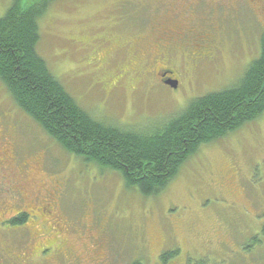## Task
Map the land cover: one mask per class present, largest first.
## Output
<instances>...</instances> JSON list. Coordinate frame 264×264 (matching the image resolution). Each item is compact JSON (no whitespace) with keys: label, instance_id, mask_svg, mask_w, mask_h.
<instances>
[{"label":"rangeland","instance_id":"374dc122","mask_svg":"<svg viewBox=\"0 0 264 264\" xmlns=\"http://www.w3.org/2000/svg\"><path fill=\"white\" fill-rule=\"evenodd\" d=\"M187 2L56 0L39 20L37 51L66 92L93 118L153 130L179 116L192 100L236 85L259 57L264 40L259 5L251 18H205L189 11ZM191 2L203 10L210 0ZM11 4L12 0H0V18ZM114 17L125 23L112 31L114 42L106 46L100 36ZM137 23L143 48L150 54L154 41L168 30L180 36L196 31L216 50L197 58L192 50H182L187 45L179 47L168 64L179 86L165 87L144 74L153 69L149 61L131 67L123 60V51L116 53L122 29ZM0 152L13 159L14 171L18 164H26L24 180L31 181L30 191L56 192V210L61 209L65 220L81 222L80 235L70 239L75 251L82 250L86 228L96 222L105 227L106 250L116 264L137 258L153 264L160 247L171 251L172 241L181 242L183 250L208 256L203 264L221 258L231 259L229 264H264V113L199 147L163 191L144 196L137 188L126 187L119 173L66 153L18 110L0 82ZM2 167L12 168L11 160ZM32 227L41 232L40 225ZM117 252L123 256L120 262Z\"/></svg>","mask_w":264,"mask_h":264},{"label":"trees","instance_id":"16d2710c","mask_svg":"<svg viewBox=\"0 0 264 264\" xmlns=\"http://www.w3.org/2000/svg\"><path fill=\"white\" fill-rule=\"evenodd\" d=\"M56 0H12L0 18V82L18 110L66 153L117 172L144 196L163 191L186 160L264 113V40L239 82L188 103L150 130L101 122L68 94L37 51L39 20Z\"/></svg>","mask_w":264,"mask_h":264},{"label":"flooded vegetation","instance_id":"af4514ba","mask_svg":"<svg viewBox=\"0 0 264 264\" xmlns=\"http://www.w3.org/2000/svg\"><path fill=\"white\" fill-rule=\"evenodd\" d=\"M186 1L189 11L205 18L216 16L251 18L258 5L259 11L264 16V0H210L209 5L205 4L203 10H198L191 0ZM200 1L205 2V0H196V3L199 5ZM114 18H109L110 27L100 36L106 46L114 42L112 31L117 27H123L125 23L121 22L122 17ZM161 27L167 25L163 24ZM122 30L125 32L117 38L116 53L118 54L119 50L123 51V60L131 67L142 66L144 62L149 61L147 65L152 66L153 69L144 74L154 77L158 84L171 89L178 88L179 80L168 64L179 47L187 45L182 50H192L197 58L212 55L216 50L207 37L199 36L196 31L180 36L178 32L168 30L163 31L154 41L155 49L150 54L143 48L144 37L141 35L142 28L138 23L136 26L129 25ZM192 37L195 38L192 40ZM152 57L155 59H151ZM173 81L177 82L176 88H172L169 84ZM10 160L12 168L2 167L5 164L9 165ZM25 168L26 164L20 166L18 164V168L14 171L13 159L6 155V152H0V264H116L106 250L105 227L96 222L92 223L93 226L88 230L86 228L87 233L83 240L85 242L87 239V241L82 250H73L70 239L73 234H79L81 222L65 220L61 209L56 210L55 201L59 196L56 192L40 195L30 191L33 188L30 185L31 181L24 180L28 173L25 172L27 170ZM34 225H40L41 232L34 230L32 227ZM17 232L18 235H13ZM11 237L14 241H9ZM172 243L171 251H164L163 247H160L153 264H203L206 262L205 258H209L183 250L181 242L172 241ZM117 253L120 262L123 256L122 253ZM192 254H196L197 257ZM230 260L221 258L219 261H209L208 264H222L224 261L229 264ZM128 264L144 263L137 258Z\"/></svg>","mask_w":264,"mask_h":264},{"label":"water","instance_id":"95a60500","mask_svg":"<svg viewBox=\"0 0 264 264\" xmlns=\"http://www.w3.org/2000/svg\"><path fill=\"white\" fill-rule=\"evenodd\" d=\"M172 88H176L177 82L173 81L169 83Z\"/></svg>","mask_w":264,"mask_h":264}]
</instances>
